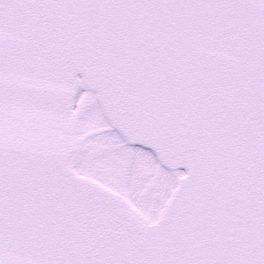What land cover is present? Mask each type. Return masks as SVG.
Wrapping results in <instances>:
<instances>
[{"label": "snow or ice", "instance_id": "obj_1", "mask_svg": "<svg viewBox=\"0 0 264 264\" xmlns=\"http://www.w3.org/2000/svg\"><path fill=\"white\" fill-rule=\"evenodd\" d=\"M0 264H264V0H0Z\"/></svg>", "mask_w": 264, "mask_h": 264}]
</instances>
